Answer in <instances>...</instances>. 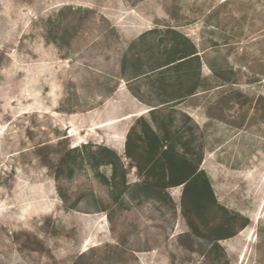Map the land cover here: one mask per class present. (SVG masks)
I'll return each instance as SVG.
<instances>
[{"label":"rangeland","instance_id":"rangeland-1","mask_svg":"<svg viewBox=\"0 0 264 264\" xmlns=\"http://www.w3.org/2000/svg\"><path fill=\"white\" fill-rule=\"evenodd\" d=\"M0 264H264V0H0Z\"/></svg>","mask_w":264,"mask_h":264},{"label":"bare ground","instance_id":"bare-ground-1","mask_svg":"<svg viewBox=\"0 0 264 264\" xmlns=\"http://www.w3.org/2000/svg\"><path fill=\"white\" fill-rule=\"evenodd\" d=\"M70 128V127H69Z\"/></svg>","mask_w":264,"mask_h":264}]
</instances>
